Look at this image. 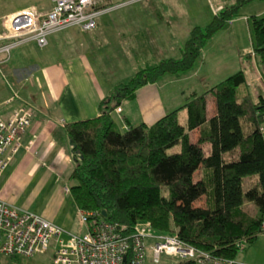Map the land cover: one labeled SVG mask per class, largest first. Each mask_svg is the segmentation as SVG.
I'll use <instances>...</instances> for the list:
<instances>
[{
    "label": "trees",
    "instance_id": "trees-1",
    "mask_svg": "<svg viewBox=\"0 0 264 264\" xmlns=\"http://www.w3.org/2000/svg\"><path fill=\"white\" fill-rule=\"evenodd\" d=\"M253 1L227 3L204 28L190 30L179 59L139 70L101 101L98 117L64 126L72 151L69 179L75 182L69 193L78 211L104 213L105 221L128 232L137 223L148 222L156 233L175 234L222 259L235 260L262 234L264 96L253 99L247 91L238 97V89L247 87L243 71L193 95L181 108L187 114L185 125L178 120L179 110L150 127L140 124L124 132L111 117L140 88L164 76L189 73L211 39ZM246 22L264 75V16H251ZM174 147L179 151L169 153ZM244 179L256 181L245 192ZM245 203L252 204L257 215H250ZM238 243L244 244L242 250Z\"/></svg>",
    "mask_w": 264,
    "mask_h": 264
},
{
    "label": "crops",
    "instance_id": "crops-1",
    "mask_svg": "<svg viewBox=\"0 0 264 264\" xmlns=\"http://www.w3.org/2000/svg\"><path fill=\"white\" fill-rule=\"evenodd\" d=\"M106 1L96 0L98 8ZM53 5L54 0H0V33L3 31L1 23L5 17L29 7L46 13ZM111 13L101 15L92 32L72 28L48 37L47 45L43 48L34 41L20 44L12 49L4 64L7 81L0 90V104L13 96L16 98L10 105L0 108L3 120L20 105L30 106L32 118L29 127L22 132L18 146L7 150L9 161L0 177V200L39 215L71 234L77 232L79 211L70 196L71 187L66 182L70 181L73 162L64 126L100 115L101 101L117 84L131 78L118 73V62H134L137 66L138 62H152L151 65L142 63L148 67L162 60L179 59L183 50L182 47L179 58L169 57L163 50L165 46L160 37L163 33L160 32L163 31L161 25H158L160 29L156 27L149 33L137 32L129 21L135 20V17L128 20L124 16L125 21L119 20L117 16L107 18ZM243 18L246 21V17ZM159 21L157 23H164L162 19ZM111 25L114 27L112 36L109 29ZM214 37L207 45H211L212 40L215 42ZM182 42L184 46L186 41ZM249 54L246 56L250 61L248 68L253 69L254 80L250 77L247 84L245 79L247 87L255 93L259 64L252 50ZM237 64L242 66L241 62ZM104 67L109 68V75ZM144 68L138 67L139 70ZM187 74L181 77L164 76L156 83L137 90L132 100L122 102L118 111L112 112L115 125L121 132L140 124L150 127L176 110H179V120L185 111L181 108L193 95H201L214 86L203 88V93L187 89L171 90V85L190 83V78H196L187 77ZM112 75L122 77L112 81ZM186 121L187 114L183 125ZM25 195L31 202L28 205L23 201ZM82 232H85L84 226ZM235 262L264 264V233L240 251Z\"/></svg>",
    "mask_w": 264,
    "mask_h": 264
},
{
    "label": "built area",
    "instance_id": "built-area-1",
    "mask_svg": "<svg viewBox=\"0 0 264 264\" xmlns=\"http://www.w3.org/2000/svg\"><path fill=\"white\" fill-rule=\"evenodd\" d=\"M233 1L222 0L213 7L214 14ZM113 10L98 8L96 0H54L53 7L46 13L29 7L5 17L1 23L0 65L6 64L14 47L25 42L34 41L43 48L48 37L63 31L78 28L82 32H91L96 28L97 19ZM15 98L13 96L0 104V108L10 105ZM31 118L32 111L28 105L12 110L6 120L0 114V177L8 166L7 150L18 146ZM102 217L99 211H79L85 232L77 236L39 215L0 200V257L33 258L50 253L52 264H147L149 251L153 264H159L162 257L175 258L177 264L183 261L236 264L234 259L217 258L198 250L175 234L156 233L147 222L137 223L128 232L126 227L109 223ZM259 230L264 233V218ZM237 247L242 250L244 244L238 243Z\"/></svg>",
    "mask_w": 264,
    "mask_h": 264
},
{
    "label": "rangeland",
    "instance_id": "rangeland-1",
    "mask_svg": "<svg viewBox=\"0 0 264 264\" xmlns=\"http://www.w3.org/2000/svg\"><path fill=\"white\" fill-rule=\"evenodd\" d=\"M221 1L222 0H211V2L208 0H108L102 3V8H114L113 11H110L112 13L108 15L107 18L117 16L119 20L122 19V21H125L124 16L128 20L135 17V20L130 19L129 21L133 23L132 28L137 32L142 31L149 33L151 29L154 30L156 27L158 28V25H161V30L163 31L160 32L163 33L160 37L162 38V44L165 46V48L162 49L168 53L169 57L179 58L181 48L183 47L182 41L187 40L190 30L194 27L204 28L215 15L213 7L218 6ZM251 16H264V1L256 0L245 5L239 11L238 18L230 22L227 30H224L226 32H219V35L214 37L215 42L212 40L211 45H206L204 47L193 69L187 74V77L196 76V78H190L189 80L192 81L190 83L184 82L171 85V90L187 89L191 92L203 93L201 92L204 90L203 88L213 85L216 86L240 70L244 72L247 84L251 78L254 80L252 76L253 69L248 68V62L250 61L246 57L252 50V31L249 23H246L243 18L246 17L247 19ZM159 19H162L164 23H157ZM112 27L113 25L109 27L111 36L114 34V27ZM229 30L231 32H229ZM112 41H114L113 38ZM239 62H241L242 66L237 64ZM142 63H147L148 65L152 64V62H138L137 66L134 62H118L117 71L118 73L120 72L132 77L139 71L138 67H145V64ZM104 69L108 73L109 68L104 67ZM258 72L259 75L255 80L257 91L254 93V91H251L252 89L250 90V88L242 86L238 89V97H242L247 91H250L249 94H251L253 99L257 94H262L264 96V75L263 66L261 64L258 66ZM5 75L4 65H0V90L2 89V84L7 81ZM107 75H109V73ZM125 75L124 77H126ZM119 77H122V75H112L110 80L118 81ZM183 112L184 115L179 116V121L182 125L184 124V118L186 116L185 111ZM262 131L264 133V124L262 125ZM178 151L179 147H174L169 150V153ZM66 182L68 187H72L75 184L73 180H67ZM255 182V179H244L242 186L243 191H247ZM27 198V195L23 198L26 205L31 203ZM198 204L202 205V202ZM244 209L250 215H257L256 209L252 204L245 203ZM76 225L78 228L77 232L72 234L82 236L84 233L82 232L83 225L80 219H77ZM149 246H151V244ZM150 260L151 255L148 251L146 263L153 264ZM0 264H51V256L50 253H46L29 259L19 257L17 260L0 257ZM159 264H177V260L175 258L162 257Z\"/></svg>",
    "mask_w": 264,
    "mask_h": 264
},
{
    "label": "water",
    "instance_id": "water-1",
    "mask_svg": "<svg viewBox=\"0 0 264 264\" xmlns=\"http://www.w3.org/2000/svg\"><path fill=\"white\" fill-rule=\"evenodd\" d=\"M102 215H103V216H105V214H104V213H102Z\"/></svg>",
    "mask_w": 264,
    "mask_h": 264
}]
</instances>
